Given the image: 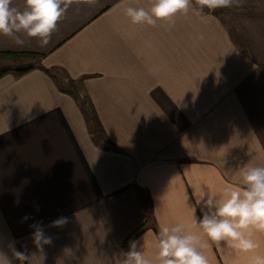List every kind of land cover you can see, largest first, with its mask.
Listing matches in <instances>:
<instances>
[{
	"label": "crops",
	"instance_id": "1",
	"mask_svg": "<svg viewBox=\"0 0 264 264\" xmlns=\"http://www.w3.org/2000/svg\"><path fill=\"white\" fill-rule=\"evenodd\" d=\"M126 6L149 0H71L47 45L0 35V52L41 56L0 76V252L12 264H118L132 240L155 264L161 227L197 231L201 190L222 196L241 167L264 166V0L215 12L192 0L154 27ZM38 231L51 243L38 247ZM203 242L209 264H250Z\"/></svg>",
	"mask_w": 264,
	"mask_h": 264
},
{
	"label": "clouds",
	"instance_id": "2",
	"mask_svg": "<svg viewBox=\"0 0 264 264\" xmlns=\"http://www.w3.org/2000/svg\"><path fill=\"white\" fill-rule=\"evenodd\" d=\"M70 3L71 0H23L21 9L13 6V0H0V35L23 32L47 45ZM240 3L241 0H196L201 11L206 8L211 12ZM191 8L192 0H149L147 8L126 6L123 11L131 23L154 27L158 21L171 24L178 15L187 16ZM238 171L241 186L226 187L222 196L201 190L197 203L203 201L202 218L195 216V208L192 215L196 232L186 231L180 223L160 228L155 238V264H209L203 252L209 246L203 242L205 237L218 248L249 254L250 264H264V255L258 253L261 245L255 239L258 233H264V166H244ZM33 239L38 247L51 243L39 231ZM139 245L138 240L129 241L128 250L119 254L123 259L118 264H154L142 247L138 250ZM11 250L16 260H29L14 246ZM0 264L12 261L0 252Z\"/></svg>",
	"mask_w": 264,
	"mask_h": 264
},
{
	"label": "rangeland",
	"instance_id": "3",
	"mask_svg": "<svg viewBox=\"0 0 264 264\" xmlns=\"http://www.w3.org/2000/svg\"><path fill=\"white\" fill-rule=\"evenodd\" d=\"M40 58L29 54L5 55L0 52V72L9 71L13 75L18 70L40 64Z\"/></svg>",
	"mask_w": 264,
	"mask_h": 264
},
{
	"label": "trees",
	"instance_id": "4",
	"mask_svg": "<svg viewBox=\"0 0 264 264\" xmlns=\"http://www.w3.org/2000/svg\"><path fill=\"white\" fill-rule=\"evenodd\" d=\"M1 53H4L5 55H18V54H29V55H33L35 57H41L39 56V54H34V53H31V52H1ZM33 66H30V67H26L22 70H18L16 71V73L14 74V76L16 77H20L21 75L25 74L27 71H29L31 68H33ZM7 73H10L9 71H3V72H0V76H3L4 74H7Z\"/></svg>",
	"mask_w": 264,
	"mask_h": 264
}]
</instances>
